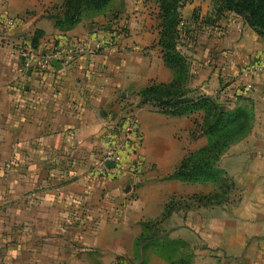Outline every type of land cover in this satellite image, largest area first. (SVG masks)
<instances>
[{
	"label": "crops",
	"instance_id": "1",
	"mask_svg": "<svg viewBox=\"0 0 264 264\" xmlns=\"http://www.w3.org/2000/svg\"><path fill=\"white\" fill-rule=\"evenodd\" d=\"M62 3L0 0V14L23 19L15 34L31 45L37 36L36 48L113 36L106 50L39 70L24 69L0 34V264H139L142 223L163 216L171 198L180 204L160 228L189 244L190 264H264L262 38L233 12L216 17L210 0H189L180 10L185 88L224 99L249 85L244 98L253 109L249 135L217 162L232 178V197L203 206L189 199L218 192L217 184L172 175L186 154L206 144L195 124L202 112L167 113L139 94L174 77L158 45L157 3L111 0L67 30L52 18ZM236 103L230 98L226 106ZM128 110L138 119L142 168L99 177L91 167L105 129ZM143 264L171 263L149 250Z\"/></svg>",
	"mask_w": 264,
	"mask_h": 264
},
{
	"label": "trees",
	"instance_id": "2",
	"mask_svg": "<svg viewBox=\"0 0 264 264\" xmlns=\"http://www.w3.org/2000/svg\"><path fill=\"white\" fill-rule=\"evenodd\" d=\"M111 0H63L60 13L53 15L54 25L67 30L79 23L83 16L104 9ZM158 6L160 30L158 45L162 59L173 70V80L168 84L150 83L139 94L141 102H150L171 114L202 111L201 121L196 128L206 137V144L194 152L186 154L173 171V176L188 182H212L217 184L218 192L206 196H192L194 204L209 206L222 203L228 198L229 187L223 173L218 168V160L228 146L247 134L252 125V107L243 104L236 109L220 111L208 96L192 95L185 88L188 79V63L177 48L183 23L181 8L186 0H154ZM214 15L230 11L243 18L245 23L264 41V0H210ZM32 46L37 47V36L32 39ZM198 96V97H197ZM221 187V200L219 197ZM171 198L165 213L154 221L142 223V231L136 239L139 252V264H143L149 250L161 253L171 264H179L177 257L182 247L188 244L181 239H170L160 223L179 205ZM159 233V236L154 234ZM191 257V256H190ZM190 264V258L188 261Z\"/></svg>",
	"mask_w": 264,
	"mask_h": 264
},
{
	"label": "built area",
	"instance_id": "3",
	"mask_svg": "<svg viewBox=\"0 0 264 264\" xmlns=\"http://www.w3.org/2000/svg\"><path fill=\"white\" fill-rule=\"evenodd\" d=\"M23 21L20 17H8L0 14V34L7 37L6 46L21 60L24 69H46L51 66V59L67 64L75 57L85 53H96L111 46L112 35H94L90 41L69 38L65 44L49 48H35L27 39L18 37L15 29ZM247 73H242L245 76ZM249 85H243L240 91H249ZM141 134L138 130L136 115L128 110L114 122L109 123L103 135V146L98 163L91 167V172L105 179H115L127 171L136 175L142 168L143 158L140 154ZM107 162L112 166H107Z\"/></svg>",
	"mask_w": 264,
	"mask_h": 264
},
{
	"label": "rangeland",
	"instance_id": "4",
	"mask_svg": "<svg viewBox=\"0 0 264 264\" xmlns=\"http://www.w3.org/2000/svg\"><path fill=\"white\" fill-rule=\"evenodd\" d=\"M189 0H186V2H188ZM213 5V4H212ZM99 12V11H98ZM98 12H94V13H98ZM94 13H89V14H87V15H90V14H94ZM86 15V16H87ZM209 22V21H208ZM240 92V94H238V93H236V94H234L233 95V97H231V96H229V95H227V93H225V96H224V99H221V97H219L218 95H215V96H208L209 98H211L213 101H214V103H215V105L217 106V108L220 110V111H225V110H230V111H232L233 109H236L238 106H241L242 104L244 105V106H246V107H249V106H251V104H252V102H250V101H246V98H244L246 95L245 94H248L249 92H250V90L249 91H246V92H244V91H239ZM200 96V95H199ZM203 96H207V95H203ZM221 96V95H220ZM198 97V96H197ZM230 98H233L235 101H237V103L234 105V106H231V107H227L226 105H227V100H229ZM244 100V101H243ZM243 101V102H242ZM249 105V106H248ZM253 110V109H252ZM202 112V111H201ZM201 117H202V115H201ZM200 121H201V119H200ZM199 121V122H200ZM198 122V123H199ZM252 122H253V119H252ZM198 129V128H197ZM249 135V132L247 133V134H245L241 139H244V138H246L247 136ZM232 144V143H231ZM230 144V145H231ZM229 145V146H230ZM229 146H228V148H229ZM227 151V150H226ZM225 151V152H226ZM224 152V153H225ZM223 153V154H224ZM222 154V155H223ZM218 168L221 170V172L223 173V177L225 178V180H226V183L229 185V184H231V182H232V178L230 177V176H228L227 175V173L225 172V170L224 169H222L220 166H218ZM233 182H232V187H229V190H228V192L231 194V193H233ZM230 194H228V197H229V195ZM232 196L230 195V198H231ZM217 199H219V200H221V187H220V192H219V197L217 198H214L213 199V202H216L217 201ZM232 200L234 201V198H232ZM179 203H180V201H179ZM163 230V229H162ZM165 231V230H164ZM154 235H156V236H159L160 234L159 233H156V234H154ZM186 242V241H185ZM187 243V242H186ZM188 244V243H187ZM190 256H191V248H190V246H189V244H188V248L187 247H182L181 248V251H179V253L177 254V257H179L180 258V261H179V264H188V261H189V258H190Z\"/></svg>",
	"mask_w": 264,
	"mask_h": 264
},
{
	"label": "water",
	"instance_id": "5",
	"mask_svg": "<svg viewBox=\"0 0 264 264\" xmlns=\"http://www.w3.org/2000/svg\"><path fill=\"white\" fill-rule=\"evenodd\" d=\"M50 63H51V66H55V67L61 64L57 59H51ZM106 164L107 166H112V164L109 162H107Z\"/></svg>",
	"mask_w": 264,
	"mask_h": 264
}]
</instances>
